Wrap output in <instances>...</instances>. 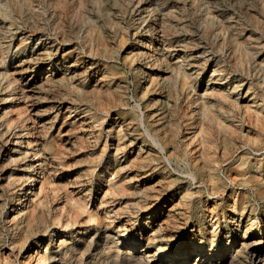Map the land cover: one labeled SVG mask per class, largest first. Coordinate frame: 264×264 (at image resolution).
<instances>
[{
	"label": "rangeland",
	"instance_id": "374dc122",
	"mask_svg": "<svg viewBox=\"0 0 264 264\" xmlns=\"http://www.w3.org/2000/svg\"><path fill=\"white\" fill-rule=\"evenodd\" d=\"M105 228L264 255V0H0V264H117Z\"/></svg>",
	"mask_w": 264,
	"mask_h": 264
},
{
	"label": "bare ground",
	"instance_id": "6f19581e",
	"mask_svg": "<svg viewBox=\"0 0 264 264\" xmlns=\"http://www.w3.org/2000/svg\"><path fill=\"white\" fill-rule=\"evenodd\" d=\"M159 2V1H158ZM178 3V2H177ZM64 12V10H63ZM64 14V13H63ZM160 18V17H159ZM163 20V19H162ZM162 22H160L161 24ZM164 23V22H163ZM61 25V24H60ZM164 25V24H163ZM165 26V25H164ZM70 27V26H69ZM162 28V27H161ZM208 30V29H207ZM157 32V31H156ZM166 32V30H165ZM168 32V31H167ZM171 31H169V34H170ZM165 34V33H164ZM210 34V33H209ZM166 35V34H165ZM171 35V34H170ZM173 41V39H172ZM165 42V41H164ZM164 45V44H163ZM186 47V46H185ZM191 48V47H190ZM186 49V48H185ZM212 119V118H211ZM216 123V122H215ZM208 130V129H207ZM202 134V133H201ZM213 135V134H212ZM213 137V136H211ZM169 140V139H167ZM213 140V139H212ZM208 145V144H207ZM213 145V144H212ZM110 229V228H109ZM105 228L104 231H103V234H104V238L106 241H111V244L112 246L110 247V253H111V256H112V260L115 261L117 264H162L161 261L158 262V260H156V256L157 254L156 253H152V251L150 250L152 245L149 244V242H145L144 243H137V244H132L131 247L133 248H127V247H122V243L121 241H119L118 238H115L114 235L112 234V232H110V230ZM113 231V230H112ZM96 233V232H95ZM115 233V231H114ZM93 235L95 236V234L93 233ZM88 236V235H87ZM92 235L90 234V237ZM264 236V235H263ZM94 238V237H93ZM89 239V238H88ZM78 241V240H77ZM105 241V242H106ZM81 242H85L84 239L81 240ZM89 243H91L90 240H88ZM259 242V240H258ZM260 242H264V237H262L260 239ZM77 243H80L77 242ZM104 243V241L102 242ZM252 243V242H251ZM72 244V243H71ZM100 244V243H99ZM106 246H107V243H105ZM140 244V248L137 251H135V247ZM245 244V243H244ZM249 244V243H248ZM247 244V245H248ZM254 244V243H253ZM61 246V244H59ZM70 245V244H69ZM84 245V244H83ZM87 245V243L85 244ZM110 245V244H109ZM243 245V243H242ZM65 246V245H64ZM71 246V245H70ZM91 246V244L89 245ZM102 246V244H101ZM241 246V245H240ZM239 246V247H240ZM246 246V245H245ZM105 247V246H104ZM108 247V246H107ZM244 247V246H243ZM64 248V247H63ZM75 248V249H74ZM77 247H75L74 245H72V248L70 250H77L76 249ZM61 249V248H60ZM82 249H83V246H82ZM85 249V248H84ZM225 249V248H224ZM238 249V248H237ZM242 249V248H241ZM244 249V248H243ZM68 250V251H70ZM102 250V248H101ZM101 250H99V253L101 252ZM63 250H59L55 253V255L50 259L51 260V263L50 264H64L62 262V259H61V253H62ZM104 251V250H103ZM109 251V250H108ZM140 251V252H139ZM239 251V250H238ZM242 251V250H241ZM77 252V251H76ZM79 252V251H78ZM86 252H87V247H86ZM89 252V251H88ZM95 252V251H94ZM237 252V251H236ZM243 252L245 251H242V254ZM65 253V252H64ZM70 253V252H69ZM73 253V251H72ZM232 253V252H231ZM66 254V253H65ZM77 254V253H76ZM83 254V253H82ZM90 254V253H89ZM98 254V253H97ZM96 254V255H97ZM104 254V253H103ZM190 253H185L184 254V257L179 259L178 261H176L175 263L173 262L172 264H232L234 263L235 261V258L233 257V254L230 256V255H223V256H213L211 254H202V252H199V251H196V253H194V256L193 254L189 255ZM241 254V255H242ZM247 254V253H246ZM74 255V253H73ZM78 255V254H77ZM88 255V254H87ZM245 255V254H244ZM243 255V257H244ZM64 256V255H63ZM91 256V255H90ZM93 256V255H92ZM98 256V255H97ZM193 256L195 257V259H191L190 260V257ZM236 256V254H235ZM253 257V262L254 264H264V255H263V251L260 249H258L257 251H255L253 253V255H251ZM65 257V256H64ZM80 257V254L79 256ZM82 257V256H81ZM110 257V256H109ZM86 258V257H85ZM245 258V257H244ZM64 259V258H63ZM78 259V258H77ZM91 259V258H90ZM243 259V258H242ZM246 259V258H245ZM49 260V261H50ZM68 260V259H67ZM66 260V261H67ZM74 260V259H72ZM76 260V259H75ZM74 260V262H75ZM83 260V259H82ZM88 260V259H87ZM193 260V261H192ZM239 260V258L237 259ZM189 261H191L190 263H188ZM114 262V263H115ZM237 262V261H236ZM241 262V261H240ZM248 262V261H247ZM76 263H78V260L76 261ZM90 263V262H89ZM95 263V262H94ZM102 263V262H101ZM245 263V262H243ZM81 264V263H80Z\"/></svg>",
	"mask_w": 264,
	"mask_h": 264
}]
</instances>
